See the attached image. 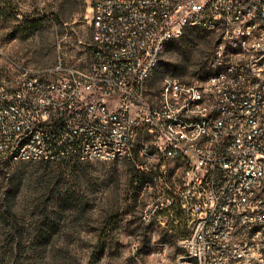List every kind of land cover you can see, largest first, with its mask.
<instances>
[{"label": "built area", "instance_id": "obj_1", "mask_svg": "<svg viewBox=\"0 0 264 264\" xmlns=\"http://www.w3.org/2000/svg\"><path fill=\"white\" fill-rule=\"evenodd\" d=\"M88 23L86 67L0 80V162L141 159L159 182L143 218L186 229L181 253L150 264H264V0H94ZM188 28L213 36L203 76L166 74L151 92Z\"/></svg>", "mask_w": 264, "mask_h": 264}, {"label": "rangeland", "instance_id": "obj_2", "mask_svg": "<svg viewBox=\"0 0 264 264\" xmlns=\"http://www.w3.org/2000/svg\"><path fill=\"white\" fill-rule=\"evenodd\" d=\"M93 1L0 0V80L14 81L21 68L48 67L58 59L86 67ZM212 42L199 28L169 40L148 81L151 92L166 74L202 77ZM144 164L128 158L2 160L0 264H150L164 247L173 257L181 253L184 222L163 214L143 218L159 191L158 177ZM168 167V184L175 188L178 176Z\"/></svg>", "mask_w": 264, "mask_h": 264}, {"label": "trees", "instance_id": "obj_3", "mask_svg": "<svg viewBox=\"0 0 264 264\" xmlns=\"http://www.w3.org/2000/svg\"><path fill=\"white\" fill-rule=\"evenodd\" d=\"M188 29H189V28H188ZM185 32H186V31H185ZM185 32H184V33H185ZM170 75L172 76V74H170Z\"/></svg>", "mask_w": 264, "mask_h": 264}]
</instances>
